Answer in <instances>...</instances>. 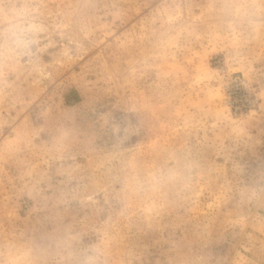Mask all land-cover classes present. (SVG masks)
<instances>
[{
  "label": "rangeland",
  "instance_id": "obj_1",
  "mask_svg": "<svg viewBox=\"0 0 264 264\" xmlns=\"http://www.w3.org/2000/svg\"><path fill=\"white\" fill-rule=\"evenodd\" d=\"M0 264H264V0H0Z\"/></svg>",
  "mask_w": 264,
  "mask_h": 264
},
{
  "label": "clouds",
  "instance_id": "obj_2",
  "mask_svg": "<svg viewBox=\"0 0 264 264\" xmlns=\"http://www.w3.org/2000/svg\"><path fill=\"white\" fill-rule=\"evenodd\" d=\"M37 30V26L27 20L26 13L20 12L9 22L7 30L3 33V40L6 45L11 43L26 49L33 42L32 37Z\"/></svg>",
  "mask_w": 264,
  "mask_h": 264
}]
</instances>
